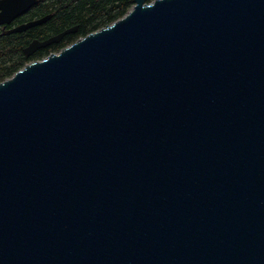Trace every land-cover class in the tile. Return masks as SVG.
Instances as JSON below:
<instances>
[{"label": "water", "instance_id": "1", "mask_svg": "<svg viewBox=\"0 0 264 264\" xmlns=\"http://www.w3.org/2000/svg\"><path fill=\"white\" fill-rule=\"evenodd\" d=\"M132 2L0 82V264H264V0Z\"/></svg>", "mask_w": 264, "mask_h": 264}, {"label": "trees", "instance_id": "2", "mask_svg": "<svg viewBox=\"0 0 264 264\" xmlns=\"http://www.w3.org/2000/svg\"><path fill=\"white\" fill-rule=\"evenodd\" d=\"M153 0H146L147 3ZM132 0H38L26 13V20L51 15L50 19L19 36L0 35V82L9 78L25 64L40 60L50 53L58 52L91 32H94L124 16L131 8ZM76 27L74 33L65 35L53 43L26 57L25 45L36 32L44 39L65 29Z\"/></svg>", "mask_w": 264, "mask_h": 264}, {"label": "flooded vegetation", "instance_id": "3", "mask_svg": "<svg viewBox=\"0 0 264 264\" xmlns=\"http://www.w3.org/2000/svg\"><path fill=\"white\" fill-rule=\"evenodd\" d=\"M34 6V5H33ZM32 6V7H33ZM31 7V8H32ZM30 8V9H31ZM29 9V10H30ZM29 10H27L25 13H23L22 15H20V16H17V17H15L10 23H8V24H5V25H1L0 26V35H5V36H19L20 34H22V33H26V32H29L30 30H34V28H36V27H38V26H36V27H32V28H29V29H27V30H25V31H23V32H19V33H7L8 31H10V30H12L13 28H15V27H17V26H19V25H21V24H24V23H27V22H29V21H31V20H34V19H38V18H34V19H31V20H26L27 19V15H26V13L29 11ZM48 15H50V14H48ZM51 16V15H50ZM39 18H41V17H39ZM47 22V21H46ZM42 25V24H41ZM41 25H39V26H41ZM30 32H33V31H30ZM50 37V36H49ZM31 39H30V41L25 45V47L31 42V41H33V40H39V41H42V40H45V39H47V38H44V39H41V38H39V36H38V34H37V32L33 35V36H31L30 37ZM24 47V48H25ZM41 49V48H40ZM39 50V49H38ZM37 51V50H36ZM34 53V52H33ZM32 53V54H33ZM24 54V53H23ZM31 54V55H32Z\"/></svg>", "mask_w": 264, "mask_h": 264}]
</instances>
